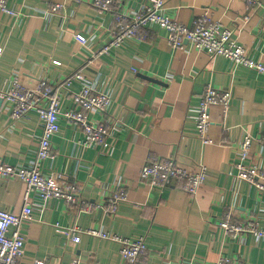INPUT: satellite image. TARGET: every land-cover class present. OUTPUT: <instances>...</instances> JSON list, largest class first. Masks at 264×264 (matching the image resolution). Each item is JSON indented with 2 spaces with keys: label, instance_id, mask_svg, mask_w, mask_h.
I'll return each instance as SVG.
<instances>
[{
  "label": "crops",
  "instance_id": "0c3cea01",
  "mask_svg": "<svg viewBox=\"0 0 264 264\" xmlns=\"http://www.w3.org/2000/svg\"><path fill=\"white\" fill-rule=\"evenodd\" d=\"M65 0H6L14 16L0 13V94L17 79L33 89L39 80L55 86L81 70L89 84L106 94L110 105L105 117L91 115V122L106 120L108 134L99 148H83L78 127L60 120L52 138L54 159L43 163L45 174L60 173L76 184L90 212L50 200L43 207L32 198L36 216L22 226L24 254L17 264H124L119 245L80 235L75 244L68 229L105 230L134 240L144 237L145 253L139 264H215L220 257L243 264H264V240L243 235L229 240L218 229L223 213L237 221L251 220L264 227V192L232 176L235 147L244 134L255 138L250 162L264 168V76L227 59H211L186 45L175 50L158 27L140 30L85 66L92 53L105 46L114 28V13L137 12L147 0H113L109 13H97L90 2ZM64 4L55 13L50 8ZM163 13L190 26L207 14L211 21L233 32L232 39L255 62L264 64V0L250 7L247 0H165ZM246 18V20H244ZM82 34L86 48L75 41ZM230 89L232 101L224 119L219 109L211 111L213 124L204 145L193 130L196 106L204 89ZM72 90L80 88L79 83ZM62 109L71 108L62 94ZM41 134L34 112L11 120L0 105V165L28 168ZM224 144V145H223ZM223 145V146H222ZM172 157L187 166L203 165L204 185L194 197L182 192V182L163 190L139 181L147 158ZM121 184L126 203L115 214L98 205L106 203L115 185ZM24 186L0 179V209L18 213L23 205Z\"/></svg>",
  "mask_w": 264,
  "mask_h": 264
},
{
  "label": "built area",
  "instance_id": "2783aa9c",
  "mask_svg": "<svg viewBox=\"0 0 264 264\" xmlns=\"http://www.w3.org/2000/svg\"><path fill=\"white\" fill-rule=\"evenodd\" d=\"M67 3L80 4L84 0H65ZM165 0H147L137 12H115L114 28L109 42L95 53H92L85 66L102 56L108 55L111 49L120 48L128 39L137 37L140 30L158 27L165 32L167 43L175 50H184L186 45L197 52L205 53L209 58L222 57L235 67H243L264 76V64L255 62L249 53L232 39L233 32L222 28L219 22L211 21L207 14L195 18L190 26H185L171 20L163 13ZM113 0H92L90 5L99 14L109 13ZM64 4H56L50 8V13L57 12ZM250 7L258 6L259 0H247ZM0 13L14 16V12L6 8V0H0ZM246 20V18H244ZM74 39L81 47L86 48L89 40L82 34H75ZM1 54V49H0ZM79 83L80 88L72 90V85ZM62 94L68 96L71 108L62 109ZM1 104L10 111L11 120H18L28 112H34L40 123L41 134L33 152L28 168L0 165V179L13 180L23 184V205L18 213L0 209V264H17L24 254V238L22 226L31 222L36 216L31 199L37 198L45 207L50 200H62L67 207L77 208L79 212H90L92 205L80 199L76 184L56 172L45 174L43 163L54 159L51 140L60 130V120L78 127L82 133L79 141L81 147L99 148L108 134L106 120L91 122V115L105 117L110 105L109 97L97 92L86 80L81 70L64 78L60 84L49 85L45 80H39L33 89L21 86L17 79L12 82L8 92L0 94ZM232 101L230 89H217L207 86L196 106L193 130L196 138L204 145L213 144L208 137L213 124L211 111L219 109L222 119L229 110ZM255 138L244 134L235 147V161L232 164V176L237 182L247 183L259 192H264V168L250 162L251 146ZM264 148V135L260 139ZM224 145V144H223ZM222 145V146H223ZM207 170L201 165L187 166L172 157L147 158L139 171V181L152 188L163 190L182 182L180 189L189 197H194L204 185ZM126 203V193L121 184L115 185L106 203L96 206L106 214L116 213L119 205ZM95 208V207H94ZM65 234L72 243H79L80 235L108 240L119 245V255L124 264H139L145 253L144 237L134 240L119 237L105 230H79L71 228ZM218 229L229 239L236 240L243 235H251L264 240V227L255 221H237L232 213H223L217 224ZM71 264H80L72 260ZM215 264H243L239 259L220 257Z\"/></svg>",
  "mask_w": 264,
  "mask_h": 264
},
{
  "label": "water",
  "instance_id": "95a60500",
  "mask_svg": "<svg viewBox=\"0 0 264 264\" xmlns=\"http://www.w3.org/2000/svg\"><path fill=\"white\" fill-rule=\"evenodd\" d=\"M0 105H1V100H0Z\"/></svg>",
  "mask_w": 264,
  "mask_h": 264
}]
</instances>
